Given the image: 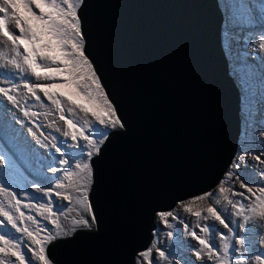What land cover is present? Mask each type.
<instances>
[{
    "label": "snow or ice",
    "instance_id": "snow-or-ice-1",
    "mask_svg": "<svg viewBox=\"0 0 264 264\" xmlns=\"http://www.w3.org/2000/svg\"><path fill=\"white\" fill-rule=\"evenodd\" d=\"M258 2L257 11L252 0H226L221 12L238 30L235 39L264 64V0ZM21 6L30 15H21ZM86 8L87 0H0V264H53L54 241L96 222L90 199L93 158L110 136L122 134L116 130L124 129L126 122L89 52ZM257 21L258 34L239 35ZM41 69L48 74L41 75ZM246 69L241 60L237 71ZM53 86L68 88L76 99L50 92ZM30 100L45 109V120L54 117L46 127L34 119L41 113L31 110ZM12 112L27 119H9ZM258 136L262 140L257 152L245 149V159L235 158L224 179L188 202H178L196 217L194 225L174 210L158 213L168 229L173 228L170 220L179 221L196 242L182 241L195 257L184 264H264V126ZM44 172L54 177L46 185L40 180ZM28 177L33 182L21 188L19 182L26 183ZM205 200L207 206L197 204ZM69 217L70 227L64 223ZM9 225L15 234L3 230ZM248 234L257 237L254 246H249ZM167 237L182 240L173 230ZM173 248L181 251L179 244ZM173 255L154 240L134 264H178Z\"/></svg>",
    "mask_w": 264,
    "mask_h": 264
},
{
    "label": "water",
    "instance_id": "water-1",
    "mask_svg": "<svg viewBox=\"0 0 264 264\" xmlns=\"http://www.w3.org/2000/svg\"><path fill=\"white\" fill-rule=\"evenodd\" d=\"M217 4L87 0L89 52L126 126L93 158L94 227L54 241L53 264H134L155 240L157 213L224 176L242 121Z\"/></svg>",
    "mask_w": 264,
    "mask_h": 264
},
{
    "label": "clouds",
    "instance_id": "clouds-1",
    "mask_svg": "<svg viewBox=\"0 0 264 264\" xmlns=\"http://www.w3.org/2000/svg\"><path fill=\"white\" fill-rule=\"evenodd\" d=\"M217 2H218L217 4L218 10L223 20L220 28L221 49L224 53L225 59L229 67V76L236 82L241 97L240 116L242 121V125H241L242 131L238 141L237 151L232 162L234 161L235 158H239L241 161H243L245 159L244 149L241 150L243 147H245V149H248L252 152H257L261 148L262 138L258 136V132L260 131L261 127L264 126V64L261 63L259 58L253 59V56H255V52L251 48H246L243 45L242 41H238L237 39H235L238 30L232 27L231 22L227 20L226 14H222L221 12V8L225 6L226 2L224 4H222L223 0H217ZM252 3L254 4L255 9L258 11L260 8V4L258 0H252ZM258 23L259 22L257 21L256 24L249 26V28H246L244 32H240L239 35L243 37L245 33H248L250 35L258 34V31L256 30ZM249 29H252V31H249ZM241 60H243L244 63L247 65V69L243 77H241V73L237 71V68L240 66ZM233 63H235L236 65L233 66ZM59 88L61 90V93L63 94L60 86ZM78 103H80L79 99H78ZM10 116L11 115L9 113L8 116L9 119H11ZM11 117L12 119L23 118L22 113L19 112L15 113ZM23 119H27V118H23ZM35 120L38 123H41L39 120L37 119ZM16 127L21 129L22 126L19 124ZM33 130L39 131L35 127L33 128ZM116 131H121V129H118ZM37 134L39 135L38 132ZM29 137L32 139L31 136ZM38 150L44 151L42 148L39 147ZM222 179H224V176L221 178V180ZM42 180L43 182H46L48 184L50 181L54 180L53 174L50 177V181L46 180L45 178H42ZM237 191H239V189H237ZM191 198H188L183 201L186 202ZM237 199H239V197H237ZM223 207L225 209H228L227 205H224ZM172 210H174L176 214L179 215L181 219L184 220L185 223H189L190 227L195 224L196 217L180 209L178 207V202L176 203L175 208H173ZM156 217H157V230L156 232H154L155 242L158 244L160 240L162 241V243H164L165 235H164L163 222L158 219V213ZM171 221H174L175 229L177 231H181L182 239L184 241H188L190 244L196 243L187 234L184 233L183 227L179 223V221L176 220H171ZM92 227H94V223L92 224ZM168 230H172V229H168ZM156 233L161 235L160 239L156 235ZM256 240L257 237L255 235L248 234L249 246H254L256 244ZM169 243H172V239L169 240ZM178 244L180 245L181 251H178L176 258L173 259L174 261H177L178 264H184V260L195 259L194 255L192 254V251H188V249L183 245L182 242H179ZM261 247H264V245H261ZM185 252H187V255L184 254ZM137 254L135 256V260ZM256 263L258 262L252 261V264H256ZM160 264H165V262L161 260ZM197 264H199V262H197ZM245 264H247V262H245Z\"/></svg>",
    "mask_w": 264,
    "mask_h": 264
},
{
    "label": "rangeland",
    "instance_id": "rangeland-1",
    "mask_svg": "<svg viewBox=\"0 0 264 264\" xmlns=\"http://www.w3.org/2000/svg\"><path fill=\"white\" fill-rule=\"evenodd\" d=\"M29 14V13H28ZM30 15V14H29ZM2 62V61H1ZM236 64L235 63H233V66H235ZM48 72H49V70H48ZM48 72H47V74H48ZM53 74H55V72L53 71ZM3 75V69H0V76H2ZM61 75H63V74H61ZM51 89V92L53 93V91H55L56 93H61V90H60V88H59V86H53L52 88H50ZM84 101H81L80 100V103H83ZM45 110H42V111H38V112H40L41 113V115L39 116V117H37V118H35V119H37V120H39L45 127H46V125L52 120L51 118H54L53 116H49L48 117V119L47 120H45L44 119V116H43V112H44ZM10 118L12 119V117L10 116ZM19 125V124H18ZM17 130H21L20 128H17ZM26 131V130H25ZM34 131H36V130H34ZM38 133H39V131H37ZM54 134H56V133H54ZM58 135V134H57ZM37 147H39V146H37ZM245 150V147H243L241 150ZM5 150H7V149H5ZM40 152H43L42 150L40 151ZM52 176V173H50V172H44V173H42L41 174V177H40V180H41V182H42V184L43 185H46L47 183L46 182H43V180H42V178H45L46 180H48V181H50V177ZM33 182V177H28V180H27V182L25 183L23 180H21L19 183H20V186H21V188H23V187H25V186H27V185H30L31 183ZM34 195L37 197V199H40V194L39 193H34ZM189 201V200H188ZM188 201H186V202H188ZM40 202H43V200H40ZM209 203V201H207V200H205V201H197V204L198 205H200V206H207V204ZM33 214H35V213H33ZM75 215V213H73V216ZM71 218L72 217H69V219H67V220H64V221H67V222H70L71 221ZM159 219V218H158ZM170 223H172V225H173V228H172V230L174 231V232H179V233H181V231H177L176 229H175V227H174V221H171L170 220ZM163 227H164V235H165V244L164 243H162V241H160L159 240V243H158V246L159 247H161L162 249H164V250H166V251H168V252H172V253H174V255L171 257V259L173 260V259H175L176 258V256H177V253H178V251H176V249L175 248H173V245L174 244H178L179 242H182V241H184L183 239L181 240V241H177V240H175V239H172V243H169V238L167 237V231H169L168 229H167V227L163 224ZM221 229H222V227H220ZM4 231H6V232H10V233H12V234H15L14 233V230H12L11 229V227H10V225L9 226H7V227H5L4 229H3ZM223 230V229H222ZM197 231H199L198 229H197ZM225 232L227 231V230H224ZM182 234V233H181ZM156 235L159 237V239H160V237H161V235L160 234H157L156 233ZM158 241V240H157ZM256 264H258V263H256Z\"/></svg>",
    "mask_w": 264,
    "mask_h": 264
},
{
    "label": "bare ground",
    "instance_id": "bare-ground-1",
    "mask_svg": "<svg viewBox=\"0 0 264 264\" xmlns=\"http://www.w3.org/2000/svg\"><path fill=\"white\" fill-rule=\"evenodd\" d=\"M225 2H226V0H223L222 4H224ZM240 73H241V77H243L245 75V72H240ZM61 89H62V92L65 96H69V98L76 99V97L74 95H72L71 91L68 88L61 87ZM77 102H78V100H77ZM15 113H18V112H12V113H10V115L12 116ZM51 119H53V118H51ZM16 126H18V124ZM28 138L31 140L30 137H28ZM25 202H30V201H25ZM25 211H27V210H25ZM29 214H33V213H29Z\"/></svg>",
    "mask_w": 264,
    "mask_h": 264
},
{
    "label": "trees",
    "instance_id": "trees-1",
    "mask_svg": "<svg viewBox=\"0 0 264 264\" xmlns=\"http://www.w3.org/2000/svg\"><path fill=\"white\" fill-rule=\"evenodd\" d=\"M89 220H90V217H89ZM64 223H65L66 225H68L69 227L71 226V221H70V222L64 221Z\"/></svg>",
    "mask_w": 264,
    "mask_h": 264
}]
</instances>
